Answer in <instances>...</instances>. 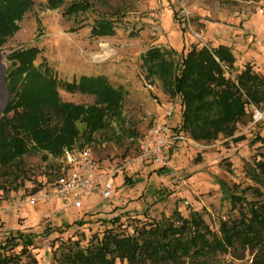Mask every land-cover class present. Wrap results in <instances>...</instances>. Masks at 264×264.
Instances as JSON below:
<instances>
[{
  "label": "rangeland",
  "instance_id": "1",
  "mask_svg": "<svg viewBox=\"0 0 264 264\" xmlns=\"http://www.w3.org/2000/svg\"><path fill=\"white\" fill-rule=\"evenodd\" d=\"M33 1L32 10L17 22L18 30L0 36V76L6 91L0 92V120L9 100V56L21 49L38 48L36 65L48 66L60 83L77 82L82 75L103 76L123 92V100L121 112L108 116L106 127L91 141L85 124L78 123L81 136L62 157L33 151L24 157L18 180L0 179L5 188L0 191V242L18 230L37 234L31 250L35 261L25 258L23 264H68L64 256L69 251L92 249L109 229L136 235L148 223L179 224V216L191 220L200 215L218 232L221 223L240 218L241 210L248 213L259 199L256 190L264 199V173L257 168L264 158V142L257 138L264 139V108L252 106L238 125L237 136L246 137L243 142L224 135L213 142H195L178 133L180 99L171 96L160 75L151 74L144 63L153 48L174 51L177 62L193 47L224 45L236 51L233 77L246 65L264 77V48L257 42L264 35V0H88L77 13L69 12V6L79 0H63L56 9L48 0ZM98 21H115L116 34L92 36ZM58 88L64 102L87 107L95 102L93 96ZM170 110V126H178L175 133L183 138L166 150L168 165L136 162L156 120ZM84 150L91 151L104 171L116 172L111 180L115 192L109 200L95 193L75 209L70 201L50 195L71 172L67 154ZM233 196L240 197L237 206ZM220 259L232 261L230 256ZM249 259L247 252L245 263Z\"/></svg>",
  "mask_w": 264,
  "mask_h": 264
},
{
  "label": "trees",
  "instance_id": "2",
  "mask_svg": "<svg viewBox=\"0 0 264 264\" xmlns=\"http://www.w3.org/2000/svg\"><path fill=\"white\" fill-rule=\"evenodd\" d=\"M48 1L52 9L64 4L63 0ZM88 5V0H79L69 6V12L77 13ZM33 6V0H0V36L14 34L17 22ZM114 22L98 21L92 36H114ZM234 53L224 45H205L181 54L177 62L174 51L153 48L146 53L144 63L150 73L157 72L171 96L180 99L178 133L182 136L195 142L217 141L220 135L236 143L246 140L244 135L237 136L238 125L248 118L252 106L264 108V77L252 65L244 66L233 77L237 67ZM39 55L38 48H29L9 56V100L0 120V179L18 180L24 173V157L33 151L62 157L81 136L78 123L85 124L86 139L91 141L106 127L108 116L121 112L123 92L107 78L82 75L77 82L60 83L48 66L36 65ZM60 85L70 93L93 96L94 104L87 107L64 102ZM171 128L176 135L178 126ZM257 168L264 173V158ZM2 190L5 188L0 184ZM255 194L259 199L251 203L248 213L241 210L240 218L221 223L218 232L200 215L194 214L191 220L179 216V224L148 223L136 235L109 229L92 249H72L64 260L68 264H116L118 260L127 264H264V199L259 190ZM232 203L237 206L240 197L233 196ZM36 238L35 233L19 230L7 234L0 242V264H23L25 258L34 262L31 250ZM247 252L250 259L245 263ZM224 256H230L231 263L220 259Z\"/></svg>",
  "mask_w": 264,
  "mask_h": 264
},
{
  "label": "built area",
  "instance_id": "3",
  "mask_svg": "<svg viewBox=\"0 0 264 264\" xmlns=\"http://www.w3.org/2000/svg\"><path fill=\"white\" fill-rule=\"evenodd\" d=\"M257 42L264 48V35L258 38ZM148 87L152 88V85ZM172 116L173 111L170 110L164 118L156 120L149 141L144 145V153L136 162L143 164L150 160L161 167L168 165L166 150L173 140L183 138L173 134L170 126ZM259 117L260 113L256 111L255 122L259 120ZM67 157V165L71 172L54 187L50 197L60 201L68 200L72 207L80 209L84 206V199L95 193L105 200L113 196L115 189L111 180L116 172L104 171L89 150L81 151L79 154L68 153Z\"/></svg>",
  "mask_w": 264,
  "mask_h": 264
},
{
  "label": "bare ground",
  "instance_id": "4",
  "mask_svg": "<svg viewBox=\"0 0 264 264\" xmlns=\"http://www.w3.org/2000/svg\"><path fill=\"white\" fill-rule=\"evenodd\" d=\"M0 59H1V55H0ZM0 83H1V76H0ZM3 85L4 84H2V83L0 84V92H4L5 91V89L3 88ZM3 107H4V105L2 103V98L0 97V112L2 111Z\"/></svg>",
  "mask_w": 264,
  "mask_h": 264
},
{
  "label": "crops",
  "instance_id": "5",
  "mask_svg": "<svg viewBox=\"0 0 264 264\" xmlns=\"http://www.w3.org/2000/svg\"><path fill=\"white\" fill-rule=\"evenodd\" d=\"M237 45V44H236ZM234 52H236L235 50H234ZM249 52H250V50L248 51V52H245L246 53V56L249 54ZM252 60H254V59H250V62L252 61ZM255 61V60H254ZM255 63H256V61H255Z\"/></svg>",
  "mask_w": 264,
  "mask_h": 264
}]
</instances>
